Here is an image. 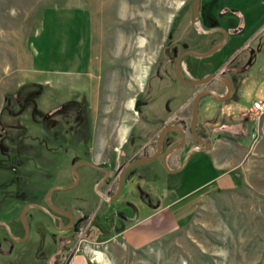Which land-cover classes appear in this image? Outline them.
Returning a JSON list of instances; mask_svg holds the SVG:
<instances>
[{"label": "rangeland", "instance_id": "1", "mask_svg": "<svg viewBox=\"0 0 264 264\" xmlns=\"http://www.w3.org/2000/svg\"><path fill=\"white\" fill-rule=\"evenodd\" d=\"M192 3L0 0V218L13 220L24 205L38 200L39 194L32 197L31 190L41 193L54 183H67L71 164L86 153L80 152L76 138L70 135L71 125L62 127L61 123L48 131L39 116L36 122L31 121V108L21 109L29 91L39 90L36 103L43 112L69 100H86L95 148L103 151L105 147L113 162L119 154L120 130L142 127L128 106L131 100L171 85L180 97L175 108L189 116L191 96L198 88L185 92L181 87H186L177 84L174 60L186 48H203L210 43L192 27ZM222 12L219 7L209 14L213 17H204L206 24L216 23L213 19L217 16L229 32L244 29L242 41H250L249 49L256 52L250 62L237 61L230 66L234 69H222L224 73L232 71L242 95L223 103L210 96L200 100L198 122L203 116L207 128L230 126L235 122L223 118V113L246 116L252 102L264 103V23L245 29ZM246 49L248 57L251 50ZM235 69L241 74H235ZM162 103L155 104L153 110L161 112ZM250 126L252 133L257 126L253 118ZM259 128L256 143L249 136L239 138L250 146L245 149L243 167L231 172L230 186L200 191L193 213L182 215L180 224L168 235L143 249H134L113 234L95 239L90 230L83 235L87 241L65 243L66 251L78 247L101 251L108 264H264V116ZM134 169L152 175L153 179L146 178V187L158 188L164 181L159 193L176 182L185 183L182 192H188L211 183L216 175L212 158L201 152L192 155L177 173L167 171L159 160ZM67 205L76 210L72 202ZM9 259L1 257L0 264Z\"/></svg>", "mask_w": 264, "mask_h": 264}, {"label": "flooded vegetation", "instance_id": "2", "mask_svg": "<svg viewBox=\"0 0 264 264\" xmlns=\"http://www.w3.org/2000/svg\"><path fill=\"white\" fill-rule=\"evenodd\" d=\"M219 7L223 10L222 14H230L229 16H232L238 26H241V24L245 26L250 20L256 24L259 22L263 24L264 0H211L208 1V4L204 0H200L199 21L202 27L204 29L224 28L228 33V39L210 56H184L179 63L180 72L187 82L202 80L211 74L228 77L232 83V92L226 100L218 101L223 103L243 94L242 87L232 77V71L224 73L222 69L225 66L226 68L234 69L230 66L237 62L245 51V42L237 43L233 49H227L226 46L233 39L232 37L241 39L244 38L246 33H243L244 29L239 28H234L233 32H229L227 28L218 22L217 16L213 20L215 21L216 19L219 24L216 21L214 24H206L204 17L207 19L210 16L213 17L209 14L214 10L217 11ZM220 18L222 19L224 16H220ZM193 29L201 38H205L204 40H210V43L208 44L207 42L203 48H186L177 55L174 60V75L177 84L180 87L184 85L186 88H181L185 92L194 87L198 88L191 96L193 101L198 93L209 89L216 91L219 96H225L228 93V88L219 80L213 79L206 84L190 85L181 82L176 74L177 60L183 53L189 50L200 53L206 52L223 39V34L220 32L200 34L194 27ZM248 46H252L251 43ZM250 50L248 62L253 59L256 52L253 48H250ZM236 73L238 75L241 74L240 69H235ZM172 89L171 85L163 86L146 97L133 99V110L138 116L137 121L142 124V127L135 128V125H133L129 131L126 130L125 141L123 143L119 142V148H116L119 150V154L115 162L111 160V154L105 152V147L103 151H98L95 148L93 119L86 100H69L57 105L52 111L43 112L38 109L36 103V97L40 94L39 90L34 89L25 94L22 102L23 108L21 109L24 111L31 108L30 118L32 122H36L37 116H39L41 122L47 125L46 129L48 131L54 130L61 123L62 127L63 124L71 125L70 135L76 138L74 142H78L80 152L86 153L71 164L70 180L67 183H54L41 193H37L35 190L29 192L32 197H38L39 194L38 200L32 199L31 203L41 205L46 210L31 208L26 212L24 220L22 219V211L13 220L0 218V222L4 223V225L0 224V258L10 257L11 259L5 261L8 262L7 264H59L61 259L66 257L68 253L65 249V243L69 244L76 239L79 242L81 240L87 241L83 235H87L92 229L91 225H89V213L109 215L111 218L116 217L118 228L123 226L122 213H132V215L140 213L141 207L145 203H150L152 199V195L149 192H145V179L149 177L153 179V177L146 171H135L134 168L139 165L127 171L125 169L131 163L157 153L160 134L165 127H175L180 129V131H169L163 138L162 153L155 159L159 160L163 167L162 154L180 143L182 137L183 145L166 158L168 167L173 159H176L179 163L177 167L171 170L179 168L186 153L199 144L192 131L193 101L189 116L182 115L180 110L175 108V103L180 97L175 92L173 93ZM210 97L214 99V97ZM161 100L163 101L161 104L163 110L157 113L152 107L155 104L157 105L159 101L161 102ZM198 118L199 103L196 135L199 139L211 144L212 139L208 135L210 130L202 123L203 116L201 123L198 122ZM251 120V106H249L248 114L241 123L244 130V133H241V137L250 135ZM144 129L147 131L144 132ZM199 145L204 148L202 144ZM45 164L47 167L50 166L49 163ZM55 165L59 166L58 162H55ZM71 184H74L72 188L55 190L48 196L50 188L54 186H69ZM65 191L67 192L65 193ZM72 191L73 194L69 195L68 193ZM69 202L73 203L76 208L75 211L69 209L67 205ZM106 235H98L94 236V238L101 239V237Z\"/></svg>", "mask_w": 264, "mask_h": 264}, {"label": "crops", "instance_id": "3", "mask_svg": "<svg viewBox=\"0 0 264 264\" xmlns=\"http://www.w3.org/2000/svg\"><path fill=\"white\" fill-rule=\"evenodd\" d=\"M68 8L71 10L75 9V7ZM246 16L248 17V15ZM255 25L256 23L250 20L246 23L245 29H251V26L253 27ZM232 38L233 39H231L226 46L227 49H233L237 43L243 42V38ZM249 42L245 43V51L241 54L238 61L245 62L248 60L249 56L246 57L247 54L245 52L247 51L246 48L250 50L248 46ZM222 116L226 120H231L235 123L230 126H228L229 124H223L220 128H211L212 126L208 128L210 132L213 130L215 132L208 133L209 137L212 139V147L209 150L201 152V155L210 156L214 163L216 175L210 180L211 183L197 186L184 193L182 189L185 183L181 182L173 183L168 189H162L161 193H159L158 190L165 184L164 181L158 188L144 186L145 192H149L152 195L150 203H145V205L141 207L140 213L134 215H132V213H122V228H118L119 225L116 217L111 218L109 215H99L100 217L97 218L98 214L89 213V225L92 227L91 230L94 231V236L113 234V238L121 237L130 247L134 249H143L148 244L168 235L174 227L180 224L181 218L183 217L182 215L193 213L194 206H196L198 203L197 201H199L196 195L200 191L213 187H229L231 182L230 174L240 167H243L246 159L245 149L250 145L242 144L239 139L242 136L241 133H244L241 123L245 116L241 115L240 117L237 112H233L231 115L223 113ZM249 137L251 139V133ZM171 165L175 168L179 163L176 159H173ZM204 185L206 186L204 187ZM82 241L84 240H81L79 243ZM95 262L96 261L90 255L89 251L78 247L75 250L72 249L68 251V255L62 258L59 264H96Z\"/></svg>", "mask_w": 264, "mask_h": 264}, {"label": "water", "instance_id": "4", "mask_svg": "<svg viewBox=\"0 0 264 264\" xmlns=\"http://www.w3.org/2000/svg\"><path fill=\"white\" fill-rule=\"evenodd\" d=\"M199 7H200V0H194L193 2V27L198 31V33L200 34H211V33H216V32H220L223 34V39L216 43L215 45H213L208 51L206 52H203V53H200V52H196V51H187L185 53H183L177 60V63H176V74L179 78V80L185 84H190V85H201V84H206L208 82H210L211 80L213 79H216V80H219L221 82H223L227 88H228V93L225 95V96H219L217 94L216 91L212 90V89H209V90H205L201 93H198L195 98H194V101H193V117H192V131H193V134L195 136V138L197 139L198 143L199 144H202L204 146V148H201L199 144L195 145L194 147H192L185 155V158L183 160V163L182 165L177 168V169H169V167L167 166V163H166V158L167 156L173 154L175 151H177L182 145H183V137H182V141L180 143H178L177 145H175L174 147H172L171 149L165 151L161 158H162V161H163V164H164V167L167 171H169L170 173H177L179 171H181L184 166L186 165V163L188 162L190 156L192 154H195V153H198V152H204L206 150H209L212 145L207 142V141H204V140H201L197 137L196 135V120H197V115H198V103H199V100L201 97L203 96H212L214 97L215 100L217 101H224L226 100L231 92H232V83L230 81V79L226 76H223V75H219V74H211V75H208L206 78L202 79V80H193L191 82H187L184 80V78L182 77L181 75V72H180V66H179V63H180V60L186 56V55H192V56H195V57H206V56H210L212 55L214 52H216L224 43L225 41L228 39V33L227 31L224 29V28H213V29H204L199 21ZM169 131H180V129L178 128H175V127H165L161 134H160V138H159V141H158V151L155 155L153 156H150V157H146V158H142V159H139L133 163H131L126 169L125 171H127L128 169H131L132 167H135L137 165H141V164H144V163H149L153 160H155L156 158H158L161 153H162V144H163V138L165 136V134ZM183 136V135H182ZM74 170H75V167H74ZM122 182V181H121ZM74 186V184H71L69 186H54L52 188H50L49 192H48V196H50L52 194L53 191L55 190H59V189H70ZM50 206L52 208H54L52 206V204H50ZM31 208H37V209H41V210H46L43 206L41 205H38V204H35V203H28L26 204L24 207H23V210H22V219L24 220L25 219V214L26 212L31 209ZM0 224H3L4 223H1ZM9 233L11 234V231L9 230ZM12 236V234H11Z\"/></svg>", "mask_w": 264, "mask_h": 264}, {"label": "built area", "instance_id": "5", "mask_svg": "<svg viewBox=\"0 0 264 264\" xmlns=\"http://www.w3.org/2000/svg\"><path fill=\"white\" fill-rule=\"evenodd\" d=\"M251 115L256 123L255 130L251 133V140L256 143L260 136L259 123L264 116V103L262 101H254L251 106Z\"/></svg>", "mask_w": 264, "mask_h": 264}, {"label": "bare ground", "instance_id": "6", "mask_svg": "<svg viewBox=\"0 0 264 264\" xmlns=\"http://www.w3.org/2000/svg\"><path fill=\"white\" fill-rule=\"evenodd\" d=\"M141 43H143V40H141ZM135 68L137 70L140 69L139 66H135ZM133 104H134L133 100H131L130 102H128V106L130 108H133ZM126 133H127L126 130H124V129L120 130V142L124 140ZM88 251L94 257V259L97 262H101L102 264H108L107 260L104 258V255H103V253L101 251H97V250H94V249H91V248H89Z\"/></svg>", "mask_w": 264, "mask_h": 264}]
</instances>
